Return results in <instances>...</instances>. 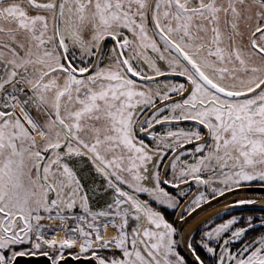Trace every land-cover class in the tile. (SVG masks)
Masks as SVG:
<instances>
[{"label":"snow or ice","instance_id":"1","mask_svg":"<svg viewBox=\"0 0 264 264\" xmlns=\"http://www.w3.org/2000/svg\"><path fill=\"white\" fill-rule=\"evenodd\" d=\"M261 196L264 0H0V264H264Z\"/></svg>","mask_w":264,"mask_h":264},{"label":"flooded vegetation","instance_id":"2","mask_svg":"<svg viewBox=\"0 0 264 264\" xmlns=\"http://www.w3.org/2000/svg\"><path fill=\"white\" fill-rule=\"evenodd\" d=\"M257 213L261 211L259 207L254 209ZM259 231V229H257ZM27 247V245H25ZM18 261L29 262L35 261L34 264H49V259L45 257L42 253L39 255L32 256H22L17 259ZM26 264V263H25ZM64 264H94V261L90 257H81L78 261L75 258L66 257L64 260Z\"/></svg>","mask_w":264,"mask_h":264},{"label":"water","instance_id":"3","mask_svg":"<svg viewBox=\"0 0 264 264\" xmlns=\"http://www.w3.org/2000/svg\"><path fill=\"white\" fill-rule=\"evenodd\" d=\"M259 192V189L258 188H256L254 191H252V192H249V193H247L248 195H256L257 193ZM239 195H244L243 193H238V196ZM259 200L261 201V202H264V196H261V197H259ZM225 203H227L228 201L226 200V201H224ZM221 205L219 204V203H217V204H214V205H211L210 207H208V208H206L204 211H202V212H200V213H198L197 214V216L195 217V219H203L205 216H207L208 214H209V212H212V211H214L216 208H218V207H220ZM194 222V221H193ZM189 259H191V257H189ZM34 262L35 261H31V262H29L28 260H27V262H25L26 264H34ZM24 263V261H16V264H25Z\"/></svg>","mask_w":264,"mask_h":264},{"label":"bare ground","instance_id":"4","mask_svg":"<svg viewBox=\"0 0 264 264\" xmlns=\"http://www.w3.org/2000/svg\"><path fill=\"white\" fill-rule=\"evenodd\" d=\"M109 231H111V230H109Z\"/></svg>","mask_w":264,"mask_h":264}]
</instances>
